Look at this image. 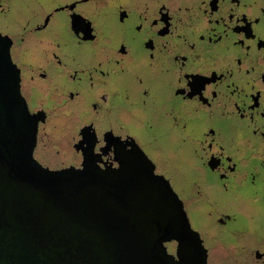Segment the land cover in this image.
Segmentation results:
<instances>
[{
	"label": "flooded vegetation",
	"instance_id": "flooded-vegetation-1",
	"mask_svg": "<svg viewBox=\"0 0 264 264\" xmlns=\"http://www.w3.org/2000/svg\"><path fill=\"white\" fill-rule=\"evenodd\" d=\"M32 1L14 30L0 0V46L35 117L33 156L117 167L134 142L151 159L142 125L206 264H264V0Z\"/></svg>",
	"mask_w": 264,
	"mask_h": 264
},
{
	"label": "water",
	"instance_id": "water-1",
	"mask_svg": "<svg viewBox=\"0 0 264 264\" xmlns=\"http://www.w3.org/2000/svg\"><path fill=\"white\" fill-rule=\"evenodd\" d=\"M35 139L0 46V264H206L181 199L139 145L117 167L50 169L33 156Z\"/></svg>",
	"mask_w": 264,
	"mask_h": 264
},
{
	"label": "rangeland",
	"instance_id": "rangeland-1",
	"mask_svg": "<svg viewBox=\"0 0 264 264\" xmlns=\"http://www.w3.org/2000/svg\"><path fill=\"white\" fill-rule=\"evenodd\" d=\"M26 5L29 8H32L34 5V2L32 0H27L26 2L22 1V0H12V10H11V15H9V21L10 24L13 26V29H19V26L21 25V21H22V15L25 14L27 12L28 9L26 8ZM18 27V28H17ZM137 115L141 116L142 121L145 118L148 119H152V113L148 112V110H144L143 108L141 109V111H137ZM136 133L140 136V142H141V146L143 147V149L147 152V154L151 157L152 159V142H150L149 140H147L146 138L151 137L152 138V131L149 133V131H146V128L143 127L142 125L139 126L137 125V127H135ZM162 141L159 142L160 146L167 152V154L169 155V157L174 158L175 164H178L180 167H182L185 164V158L183 153H175L174 150L171 148L172 144H170L169 142V138H165ZM183 181L182 177H178L175 176L173 177V183L174 186L181 190L182 186H181V182ZM168 243V242H167ZM167 249L171 250V247H169L168 245Z\"/></svg>",
	"mask_w": 264,
	"mask_h": 264
}]
</instances>
